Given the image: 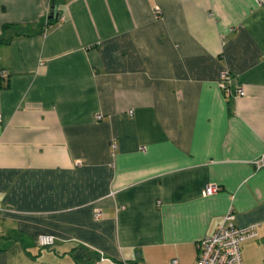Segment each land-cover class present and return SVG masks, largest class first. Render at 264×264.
I'll use <instances>...</instances> for the list:
<instances>
[{"label":"crops","instance_id":"obj_1","mask_svg":"<svg viewBox=\"0 0 264 264\" xmlns=\"http://www.w3.org/2000/svg\"><path fill=\"white\" fill-rule=\"evenodd\" d=\"M0 39V264H196L229 211L264 264V0H0Z\"/></svg>","mask_w":264,"mask_h":264},{"label":"built area","instance_id":"obj_2","mask_svg":"<svg viewBox=\"0 0 264 264\" xmlns=\"http://www.w3.org/2000/svg\"><path fill=\"white\" fill-rule=\"evenodd\" d=\"M221 80L223 87L231 95V79L227 75V71L221 72ZM236 95L244 94L243 88L238 85L235 87ZM97 119L101 115L96 116ZM218 190L217 186L210 185L205 189L207 195L214 193ZM100 211L95 212V216L99 217ZM255 226L238 227L234 223V214L227 212L221 221L216 226L215 231L203 237L198 243L199 254L196 264H241V251L240 246L243 240L255 236ZM54 243V238L49 235L39 236L37 244L39 246H50Z\"/></svg>","mask_w":264,"mask_h":264},{"label":"trees","instance_id":"obj_3","mask_svg":"<svg viewBox=\"0 0 264 264\" xmlns=\"http://www.w3.org/2000/svg\"><path fill=\"white\" fill-rule=\"evenodd\" d=\"M7 25H5L6 27ZM1 40V39H0ZM84 253H86L85 251H83ZM76 258H80L81 257V253L80 251L77 252V254H74Z\"/></svg>","mask_w":264,"mask_h":264},{"label":"water","instance_id":"obj_4","mask_svg":"<svg viewBox=\"0 0 264 264\" xmlns=\"http://www.w3.org/2000/svg\"><path fill=\"white\" fill-rule=\"evenodd\" d=\"M51 13H52V12H51ZM51 13H50V15H52Z\"/></svg>","mask_w":264,"mask_h":264}]
</instances>
